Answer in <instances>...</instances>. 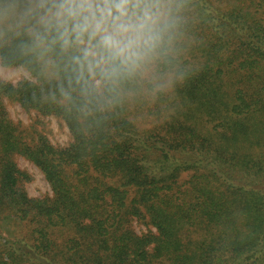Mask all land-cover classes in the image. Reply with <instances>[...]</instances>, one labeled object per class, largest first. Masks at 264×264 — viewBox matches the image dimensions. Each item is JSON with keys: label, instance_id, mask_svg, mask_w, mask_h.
<instances>
[{"label": "trees", "instance_id": "16d2710c", "mask_svg": "<svg viewBox=\"0 0 264 264\" xmlns=\"http://www.w3.org/2000/svg\"><path fill=\"white\" fill-rule=\"evenodd\" d=\"M174 6L155 57L100 87L0 17V64L29 74L0 78V264H264V0Z\"/></svg>", "mask_w": 264, "mask_h": 264}, {"label": "clouds", "instance_id": "9594fccd", "mask_svg": "<svg viewBox=\"0 0 264 264\" xmlns=\"http://www.w3.org/2000/svg\"><path fill=\"white\" fill-rule=\"evenodd\" d=\"M174 0H0V17L28 25L33 46L70 53L78 84L116 85L170 38Z\"/></svg>", "mask_w": 264, "mask_h": 264}, {"label": "rangeland", "instance_id": "374dc122", "mask_svg": "<svg viewBox=\"0 0 264 264\" xmlns=\"http://www.w3.org/2000/svg\"><path fill=\"white\" fill-rule=\"evenodd\" d=\"M29 74L22 68H7L0 64V78L16 82L21 78H28ZM9 113L14 120H21L26 123L29 121L27 114L21 110L17 105L8 106ZM49 128L51 129L50 140L53 143L66 144L69 140L67 129L64 125H60L55 119H49ZM16 163L20 169L26 170L32 177L31 182L27 184V192L31 197L41 196L46 193H50L48 184L44 180L41 172L25 159L18 157ZM134 230L139 232V229L144 230L143 227L133 223Z\"/></svg>", "mask_w": 264, "mask_h": 264}]
</instances>
